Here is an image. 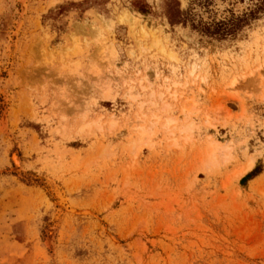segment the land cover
<instances>
[{
  "label": "rangeland",
  "instance_id": "1",
  "mask_svg": "<svg viewBox=\"0 0 264 264\" xmlns=\"http://www.w3.org/2000/svg\"><path fill=\"white\" fill-rule=\"evenodd\" d=\"M0 264H264V0H0Z\"/></svg>",
  "mask_w": 264,
  "mask_h": 264
},
{
  "label": "trees",
  "instance_id": "2",
  "mask_svg": "<svg viewBox=\"0 0 264 264\" xmlns=\"http://www.w3.org/2000/svg\"><path fill=\"white\" fill-rule=\"evenodd\" d=\"M257 170V168L255 167L250 173H248L245 177H243L241 179V181H243L245 178L249 177L250 175H252L255 171Z\"/></svg>",
  "mask_w": 264,
  "mask_h": 264
},
{
  "label": "bare ground",
  "instance_id": "3",
  "mask_svg": "<svg viewBox=\"0 0 264 264\" xmlns=\"http://www.w3.org/2000/svg\"><path fill=\"white\" fill-rule=\"evenodd\" d=\"M52 235H53V229H49L48 230V237L50 238V237H52Z\"/></svg>",
  "mask_w": 264,
  "mask_h": 264
}]
</instances>
